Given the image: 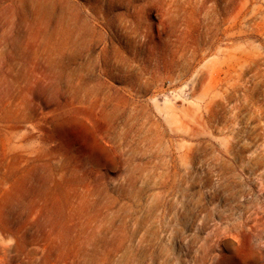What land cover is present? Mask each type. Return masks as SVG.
Segmentation results:
<instances>
[{"label": "rangeland", "instance_id": "1", "mask_svg": "<svg viewBox=\"0 0 264 264\" xmlns=\"http://www.w3.org/2000/svg\"><path fill=\"white\" fill-rule=\"evenodd\" d=\"M0 264H264V0H0Z\"/></svg>", "mask_w": 264, "mask_h": 264}, {"label": "bare ground", "instance_id": "2", "mask_svg": "<svg viewBox=\"0 0 264 264\" xmlns=\"http://www.w3.org/2000/svg\"><path fill=\"white\" fill-rule=\"evenodd\" d=\"M38 10L41 13L42 17L45 19H48V17L51 16V7L50 6H44L40 3L38 6ZM59 76L58 78H60ZM169 100H165V104H169ZM34 112V111H33ZM32 112V114H33ZM33 129L36 128V124H33ZM32 135L29 136V138ZM28 137V136H27ZM40 141L44 143L49 142L50 135L47 134V130H43L40 133ZM56 144L50 145V149H55ZM42 195V192H39L34 185H21L17 191V193H12L10 196V199H8L6 204L4 205V224L3 229L6 232H13L9 229V226L12 225L15 221H18L20 216L23 212H31L36 207V200L35 198ZM25 199H28L25 201ZM45 207V206H44ZM42 207V208H44ZM43 210V209H42ZM26 223V222H25Z\"/></svg>", "mask_w": 264, "mask_h": 264}]
</instances>
